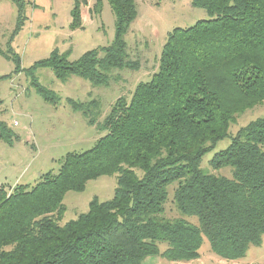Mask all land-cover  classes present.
I'll return each mask as SVG.
<instances>
[{"label": "trees", "instance_id": "trees-1", "mask_svg": "<svg viewBox=\"0 0 264 264\" xmlns=\"http://www.w3.org/2000/svg\"><path fill=\"white\" fill-rule=\"evenodd\" d=\"M13 1L21 11V0ZM107 2L114 15L109 45L77 61L53 51L34 66L106 86L112 70L135 68L124 40L137 15L135 0ZM86 3L74 0L73 25ZM101 5L95 0L93 12ZM192 5L209 18L173 28L151 78L139 82L129 99L119 96L102 121H96L99 101L69 100L104 132L92 147L67 153L56 173H43L31 186L0 184V264H145L157 255L191 261L199 257L203 236L214 254L239 260L251 245H261L264 116L233 135L229 126L245 109L264 104V0ZM11 135L0 122V138ZM225 137L229 144L209 165L229 166L230 177L200 167L202 156ZM103 174H116L113 196L94 197L86 212L59 224L65 193ZM171 184L175 208L196 223L165 215Z\"/></svg>", "mask_w": 264, "mask_h": 264}, {"label": "rangeland", "instance_id": "rangeland-1", "mask_svg": "<svg viewBox=\"0 0 264 264\" xmlns=\"http://www.w3.org/2000/svg\"><path fill=\"white\" fill-rule=\"evenodd\" d=\"M95 0L80 5L79 23L73 25L74 0H21V11L13 0H0V122L11 132L0 138V184L33 185L48 171L56 173L59 160L67 153H80L93 146L104 134L96 122H88L89 114L72 108L71 100L99 101L102 121L119 96L129 99L139 82L148 81L157 70L158 59L168 33L175 27H188L209 18L192 0H135L137 15L124 35L128 58L135 68L112 70L109 84L95 85L78 75L58 78L47 66H34L53 51L77 61L89 51L112 42L114 15L107 0L95 13ZM70 100V101H69ZM88 115V116H87ZM92 115L95 114L92 112ZM264 116V104L255 105L236 115L229 133L249 121ZM230 142L225 137L201 158L200 167L216 175L231 176L229 166L213 169L209 160ZM116 174H103L86 182L82 190H69L62 204L64 212L59 224L75 219L88 210L97 197L105 201L113 196ZM174 184L168 186L165 204L167 217L184 216L173 203ZM165 244L160 245L164 249ZM199 257L191 261H169L161 256L148 257L145 264H264V236L261 245H251L239 260H226L214 254L203 236Z\"/></svg>", "mask_w": 264, "mask_h": 264}]
</instances>
